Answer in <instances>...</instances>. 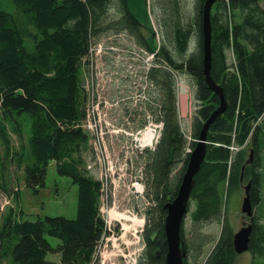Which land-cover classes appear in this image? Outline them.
<instances>
[{
    "label": "trees",
    "instance_id": "obj_1",
    "mask_svg": "<svg viewBox=\"0 0 264 264\" xmlns=\"http://www.w3.org/2000/svg\"><path fill=\"white\" fill-rule=\"evenodd\" d=\"M10 1L13 12L0 7V192L7 193L9 169L14 166L21 170L25 188L38 195L54 162L57 175L71 179L77 187L78 201L72 220L61 216L17 221L9 210L0 228V264L8 259L11 264H97V251L110 232L100 212L102 184L85 166V158L94 155L90 135L78 125L86 118L84 60L91 46L108 34L126 35L148 55L155 49L127 0ZM151 1L161 46L144 74L158 95L153 121L162 124V132L154 150L143 154L142 175L150 206L137 264L166 263L164 206L176 198L202 127L220 105L203 75L201 29L206 0H193L191 6L188 0ZM262 1L218 0L211 7L210 74L222 90L226 110L209 127L207 153L188 204L190 229L184 228L185 222L181 227L180 239L195 264L211 243L202 235L203 228L221 221L218 240L201 264L235 263L234 232L224 216V204L248 183L252 214L255 210L263 219L260 222L253 214L250 220L249 253L253 264H264ZM185 4L190 8L185 10ZM191 37L196 48L188 56ZM178 73L190 77L194 86L197 109L190 141L178 115ZM14 138L17 148H13ZM13 196L17 200L18 195ZM48 255L57 256L58 261L50 262ZM187 256L184 264H188Z\"/></svg>",
    "mask_w": 264,
    "mask_h": 264
},
{
    "label": "rangeland",
    "instance_id": "obj_2",
    "mask_svg": "<svg viewBox=\"0 0 264 264\" xmlns=\"http://www.w3.org/2000/svg\"><path fill=\"white\" fill-rule=\"evenodd\" d=\"M188 1L187 4L191 6L193 0ZM127 2L130 12L139 23L144 25V34L155 49L153 52L156 53L161 42L157 22L151 12L152 1L127 0ZM262 5L264 6V0ZM0 7L8 12L14 11L10 0H0ZM189 8L186 5L185 10ZM95 43L91 46L87 59L84 60L81 80L85 91V119H87L83 131L92 135L89 145L94 151V157L85 158V166L90 176L99 179L102 184L100 212L107 230L110 232V236L106 237L97 251V264H137L143 253L142 234L146 224L145 214L150 206L145 197L146 186L142 175L146 157L136 153L135 148L139 146L133 140L131 142L126 140V143L118 144L121 139L118 137L119 141H117V138L112 137L110 132H106V128L112 124L114 129L115 127L121 128V123L122 128L129 133H135L134 136L139 134L138 132H141L142 136L145 133L155 132V127L160 124L155 118L154 123L150 121V125L141 126L144 124L146 116L149 115V109L156 113L158 95L155 89L149 88L144 74L146 67L143 61L148 56V63L152 66L153 58L151 59L152 55L146 54L134 45L126 35L108 34ZM195 48V38L191 37L187 55L189 56ZM230 59L231 54H229V61H231ZM176 76L178 115L181 120V128L187 141H190V126L197 109L193 97L194 86L190 77L179 73ZM111 114H114L116 121L117 117L120 120L115 126L114 122L110 121ZM259 123L262 122H258L257 125ZM134 127L136 128L134 129ZM156 135H158L157 129ZM12 143L13 148H17L15 138ZM94 145L95 147H93ZM150 150L153 149L145 150L143 154ZM9 170L7 193L0 192V228L9 210H12L17 221H35L61 216L72 220L76 217L78 189L72 184L71 179L57 175L54 162L48 166L45 186L39 189L38 195H34L25 188L20 179L21 170L17 171L14 166ZM245 185H242L240 190L229 197L224 204V216L233 227L234 233L243 227L242 223H248V219H245L240 213ZM13 194L18 195L17 200ZM223 194L224 200H226L225 192ZM115 212L141 220L143 224L134 226L131 221H128L125 229L124 221L112 220L111 214ZM253 214L260 220L259 214L255 210H253ZM190 220V214H187L184 221V228L187 231L190 229ZM260 222H263L262 218ZM221 225L222 221L208 224L203 228L202 235L210 238L211 243L204 247L199 264L204 261L205 256L218 240L222 229ZM186 237L190 238L188 232ZM49 241L54 245L58 243L54 239H49ZM47 259L50 262L58 261V257L55 255H48ZM187 261L188 264H195L189 254ZM2 264H11V262L8 259L4 260ZM234 264H253V258L248 251L237 255ZM255 264H258V261Z\"/></svg>",
    "mask_w": 264,
    "mask_h": 264
},
{
    "label": "water",
    "instance_id": "obj_3",
    "mask_svg": "<svg viewBox=\"0 0 264 264\" xmlns=\"http://www.w3.org/2000/svg\"><path fill=\"white\" fill-rule=\"evenodd\" d=\"M218 0H206L203 6V23H202V42H203V75L205 76V82L209 86L210 90L214 95L219 97L220 105L219 108L214 111V113L209 117L210 119L205 122L202 127V131L199 135L198 141L194 149L190 153L188 166L185 171V175L181 181V186L178 190L176 198L165 205V210L167 212L166 219L164 223L165 229V240L167 244V254L165 257V264H184L187 252L184 249L183 241L180 239V232L182 224L185 220V216L188 213V204L191 197V191L194 188V178L198 174L201 165L204 163V159L207 153V140L206 135L209 131L211 123H213L217 117H219L225 110V98L222 94L220 86L218 87L212 81L210 74L211 69V23H210V12L211 7ZM252 154L249 157L251 160ZM250 183L246 184L243 193L244 198L241 202L240 213L245 219H249L247 224H243V227L239 229L233 235V248L236 255L244 254L249 251V242L251 238V233L253 231V225H251L252 214V204L250 202Z\"/></svg>",
    "mask_w": 264,
    "mask_h": 264
},
{
    "label": "built area",
    "instance_id": "obj_4",
    "mask_svg": "<svg viewBox=\"0 0 264 264\" xmlns=\"http://www.w3.org/2000/svg\"><path fill=\"white\" fill-rule=\"evenodd\" d=\"M152 58H154V55L152 54V57H151V59ZM153 60V59H152ZM143 61L145 62V72L146 73H148V71L150 70V68L152 67V66H150V64L148 63V61H149V57L147 56V58H144L143 59ZM147 100V99H146ZM138 101H140V100H138ZM114 110H117V109H114ZM87 120V119H86ZM110 121L113 123L114 122V126L116 125V123L118 122H120V120L118 119V117H117V121L115 120V117H114V114H111V119H110ZM106 125V124H105ZM150 125V124H149ZM120 126H121V128H116L115 127V129H114V127H113V124L109 127V128H106V132L107 133H111L112 134V137H114V138H117V141H119V139H121L119 142H118V144H123L124 142L126 143V140H127V142H131L132 140H133V142H135V143H137V146H139V147H137V148H135V151H136V153L137 154H140V155H143V152H145V150H148V149H153L154 150V148H155V146H156V144L158 143L157 141H158V139H159V137H160V135H161V129H162V124H159L158 126H156L155 127V132H153V134H151L152 136H151V138H149L150 140L149 141H145V142H139L138 141V139H141L143 136L140 134L141 132H139V134H137L136 136H132V135H130V133L129 132H127V131H125V129L124 128H122V125H121V123H120ZM82 128H84L85 127V125H84V123H83V126H81ZM152 127H154V125H152ZM124 129V130H123ZM156 129H157V131H158V135H156ZM118 131V133H116ZM139 135V136H138ZM91 134H90V141H91ZM145 136V135H144ZM118 137H119V139H118ZM134 137H135V139H137V141L134 139ZM93 147H95V145L93 146ZM95 149V148H94ZM96 152V151H95ZM99 180V179H98ZM100 181V180H99ZM103 188V187H102ZM103 191V190H102Z\"/></svg>",
    "mask_w": 264,
    "mask_h": 264
},
{
    "label": "bare ground",
    "instance_id": "obj_5",
    "mask_svg": "<svg viewBox=\"0 0 264 264\" xmlns=\"http://www.w3.org/2000/svg\"><path fill=\"white\" fill-rule=\"evenodd\" d=\"M85 122H87L86 121V119L85 120H83L81 123L79 122V126H83V123H85ZM151 134H153V132L152 133H145V136H143L141 139H138V141L141 143V142H147V141H149L150 139L149 138H151ZM135 139V138H134ZM137 139H135L136 141H137ZM138 189H140V187H138V186H136ZM111 218H112V220H118V221H124V224H123V226H124V228L126 229V226H127V222L128 221H131L132 223H133V225L134 226H142V224H143V221H141V220H138V219H136V218H131V217H129V216H126V215H122V214H118V213H112L111 214Z\"/></svg>",
    "mask_w": 264,
    "mask_h": 264
},
{
    "label": "flooded vegetation",
    "instance_id": "obj_6",
    "mask_svg": "<svg viewBox=\"0 0 264 264\" xmlns=\"http://www.w3.org/2000/svg\"><path fill=\"white\" fill-rule=\"evenodd\" d=\"M150 121H151V123H154V121H153V110H151V109H149V115H147L146 116V120H145V122H144V124H142L141 126H145L146 124L148 125L149 123H150ZM140 126V125H139ZM136 127H134V129H135ZM132 131H134V130H132ZM131 131V132H132ZM138 132V131H137ZM139 133V132H138ZM134 134L135 133H130V135H132V136H134ZM243 224H247L246 222H244V223H242V226H243Z\"/></svg>",
    "mask_w": 264,
    "mask_h": 264
}]
</instances>
